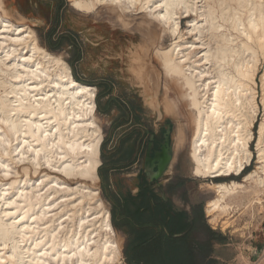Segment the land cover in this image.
Wrapping results in <instances>:
<instances>
[{
    "label": "bare ground",
    "instance_id": "obj_1",
    "mask_svg": "<svg viewBox=\"0 0 264 264\" xmlns=\"http://www.w3.org/2000/svg\"><path fill=\"white\" fill-rule=\"evenodd\" d=\"M71 1L83 12L109 5L123 14L138 7L170 35L168 48L155 54L192 116L189 159L196 176L238 175L249 165L258 114L255 77L264 61V0ZM182 18H190L184 33ZM95 91L73 79L28 26L13 24L0 10V167L4 177L10 165L23 167V178L17 173L0 185L6 206L0 246L9 259L3 263L0 255V264H48L47 257L56 264H122L98 189L103 137ZM256 148L259 166L242 180L211 182L210 224L227 228L221 216L235 209L230 200L246 183L264 189V119ZM30 171L42 175L32 180Z\"/></svg>",
    "mask_w": 264,
    "mask_h": 264
},
{
    "label": "rangeland",
    "instance_id": "obj_2",
    "mask_svg": "<svg viewBox=\"0 0 264 264\" xmlns=\"http://www.w3.org/2000/svg\"><path fill=\"white\" fill-rule=\"evenodd\" d=\"M114 9L109 5H102L91 12H83L78 10L71 0H0V10L4 12L9 21L16 25L28 26L36 35L39 45L53 55L59 56L68 66V60L71 58L70 47L65 46L56 51H50L46 48V38L52 29H54L53 38L62 34L71 35L82 52L81 58L74 63L77 76L81 80L93 83L101 79L113 80L116 84L110 96L117 98L123 104L132 99L139 106L147 105L154 109L152 99L154 98L155 109L160 107V111L164 114L160 128L165 130L168 125L172 127L170 140L174 158L170 176L173 179L190 180L196 184L198 200L202 203L207 225L225 239V244L216 242L213 258L226 264H264V189L257 190L252 183H246L244 191L231 198V206L235 209L221 216V222L227 223L225 230H222L219 224L215 226L210 224L205 214V204L214 196L210 187L211 182L240 181L245 174L259 166L256 145L258 125L264 119L261 86L264 61H261L255 77L258 114L252 128L253 137L248 146L252 154L249 165L238 175L231 174L215 179L198 177L194 174L193 165L189 159L190 137L193 130L192 116L186 110L183 92L178 88V83L164 75L160 68V60L155 54L156 50L167 49L172 38L166 31L162 32V28L157 27L153 19L150 17L147 19V12H144L146 15L141 13L138 7L130 8L131 10L129 9L123 14ZM188 20L190 18L180 20V28L183 33ZM191 40L188 39V41ZM71 75L73 77L72 70ZM157 77L160 81L158 94L155 89ZM96 94L97 89L94 99L95 107ZM107 98H102L100 102L104 104ZM121 115L122 112L115 109L110 112L109 116L100 114L96 110L95 121L100 126L103 137L100 149L103 141L106 140L104 153H107L115 145L120 137V130L129 128L128 122H125L116 130L112 129L115 120L119 118L121 121L123 117ZM125 117L128 119L129 115L126 113ZM146 126L150 129L152 125L147 123ZM134 129L143 131L141 127L137 126L132 130ZM100 161L102 164L101 157ZM142 162L143 157L140 158L136 169H142ZM14 166L16 165L9 166V174L5 177L2 173L3 168L0 167V185L6 180L15 179L17 173H19L17 177L22 176L23 178L22 165H17V168ZM37 175L41 176L42 173ZM37 175H34L32 171L29 172V177L32 180L39 177ZM49 176L53 177L54 175L50 174ZM70 184L71 187L75 186L74 182ZM4 188L0 186V194L4 192ZM98 189L100 197L110 213L111 203L104 197L100 178ZM6 195L9 197L11 191H6ZM5 208L4 201L0 197V211ZM113 230L120 248V262L126 264L123 240L118 229L113 227ZM7 250L6 247L0 246V255L4 257L1 260L3 263L4 260H9L7 259ZM47 259L48 264H56L48 257Z\"/></svg>",
    "mask_w": 264,
    "mask_h": 264
},
{
    "label": "crops",
    "instance_id": "obj_3",
    "mask_svg": "<svg viewBox=\"0 0 264 264\" xmlns=\"http://www.w3.org/2000/svg\"><path fill=\"white\" fill-rule=\"evenodd\" d=\"M124 105L133 109L125 121L129 128L120 130L117 142L105 153L103 171L106 191L113 202L114 222L123 240L126 264H152L148 260L153 256V264H164L159 257L171 249L178 250L179 244L183 250L193 248L196 242L205 243L208 247L212 230L204 218L196 184L186 179H173L170 167L160 181L162 185L158 186L147 180L142 169H136L140 158L144 159L150 136L164 129L160 128L164 114L161 113L158 119L155 108L139 106L132 99ZM147 123H151L150 129ZM135 126L143 131L137 130L139 136H132L123 142ZM130 146L133 149L131 157L127 161L120 160L123 151ZM111 161L115 162L114 166ZM215 245L216 241H213L212 259Z\"/></svg>",
    "mask_w": 264,
    "mask_h": 264
},
{
    "label": "trees",
    "instance_id": "obj_4",
    "mask_svg": "<svg viewBox=\"0 0 264 264\" xmlns=\"http://www.w3.org/2000/svg\"><path fill=\"white\" fill-rule=\"evenodd\" d=\"M54 34V29L48 32L47 38H46V48L50 51H56L63 47H70L71 52V58L68 60V64L72 70V74L74 79L82 84L94 86L97 89L96 94V110L98 113L103 115H110V112L112 110L121 111L123 116L120 119L118 118L113 122L112 129L116 130L118 127H121L123 123L126 121V113L130 115L133 112V109L129 106V109L126 108V106L119 102L117 98L111 97V93L114 89L115 82L111 79H101L100 81L93 83V82H86L78 78L77 73L75 71L74 63L75 61L79 60L82 56V52L80 50L79 45L75 42L74 38L69 34H62L56 38H53L52 35ZM108 97L106 99V102L102 104L100 101L102 98ZM164 132V130H162ZM132 136H139V133L137 130H131L130 134H127L126 139L123 140V142L129 138H132ZM106 140L103 141L100 149V157L102 160V164L100 168L98 169V176L101 180L102 184V192L104 194L105 199L109 203H113L112 200L109 198L106 187H105V175L103 171V166L105 165V148ZM132 147L126 148L123 151V154L120 158V160L127 161L131 157L133 151ZM110 164L114 166L115 162L111 161ZM111 223L114 229H118L113 218V212L111 210ZM216 241L219 244H225V239L222 238V236H219L214 231H210V244H208V247L205 243L198 244L195 243L193 248H187L183 250V246L179 244L178 250L171 249L167 254L164 253V256L159 257V261H163L164 264H219L216 260L211 258V254L213 253L212 249V242ZM148 261H150L152 264L155 262L154 256L151 257ZM162 264V263H160Z\"/></svg>",
    "mask_w": 264,
    "mask_h": 264
},
{
    "label": "water",
    "instance_id": "obj_5",
    "mask_svg": "<svg viewBox=\"0 0 264 264\" xmlns=\"http://www.w3.org/2000/svg\"><path fill=\"white\" fill-rule=\"evenodd\" d=\"M155 82V89L157 90V94L160 89V81ZM157 110V118H161L160 107L156 108ZM172 127L170 125L165 127V130L162 134V141L158 144L157 150H153L154 146V136H150V142L147 145L143 164H142V172L146 176L147 180L151 183H157L158 186H161V179L165 176V174L170 169L174 153L173 147L171 145L170 135H171Z\"/></svg>",
    "mask_w": 264,
    "mask_h": 264
},
{
    "label": "flooded vegetation",
    "instance_id": "obj_6",
    "mask_svg": "<svg viewBox=\"0 0 264 264\" xmlns=\"http://www.w3.org/2000/svg\"><path fill=\"white\" fill-rule=\"evenodd\" d=\"M162 134H163V132L161 130V131L158 132V134L156 133L154 135V142H153L154 143V146H153V150H157L158 144L162 141Z\"/></svg>",
    "mask_w": 264,
    "mask_h": 264
}]
</instances>
